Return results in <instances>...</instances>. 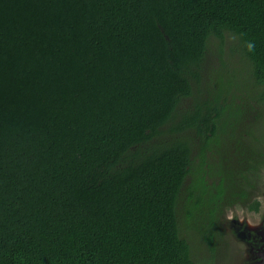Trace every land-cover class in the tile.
Wrapping results in <instances>:
<instances>
[{
	"label": "trees",
	"instance_id": "obj_1",
	"mask_svg": "<svg viewBox=\"0 0 264 264\" xmlns=\"http://www.w3.org/2000/svg\"><path fill=\"white\" fill-rule=\"evenodd\" d=\"M262 169L264 0H0V264H213Z\"/></svg>",
	"mask_w": 264,
	"mask_h": 264
},
{
	"label": "rangeland",
	"instance_id": "obj_2",
	"mask_svg": "<svg viewBox=\"0 0 264 264\" xmlns=\"http://www.w3.org/2000/svg\"><path fill=\"white\" fill-rule=\"evenodd\" d=\"M232 66L233 68L237 67L234 69H241L239 67L244 65L232 64ZM236 72L243 74L245 71L241 69V72ZM261 172V177L259 179L260 183L257 187V190L255 191V195L259 201H262V208H264V169H262ZM220 217L223 220L224 227L228 233L226 235L228 240L226 241L228 245L226 248L222 249L224 254L220 257L218 256L217 260H215L213 264H253L255 258H257L255 264H260L261 258H259L257 249L254 250V248L250 246L248 242L244 241L247 238V234L245 235L244 232L246 231L244 226L248 223L252 224L253 226L256 225L255 228L260 226L264 219V210H262L260 213H253L251 211H247L245 208L231 207L226 208L225 211L221 213ZM193 249L196 250L197 256H201L204 252V248L198 245V243L193 245Z\"/></svg>",
	"mask_w": 264,
	"mask_h": 264
},
{
	"label": "flooded vegetation",
	"instance_id": "obj_3",
	"mask_svg": "<svg viewBox=\"0 0 264 264\" xmlns=\"http://www.w3.org/2000/svg\"><path fill=\"white\" fill-rule=\"evenodd\" d=\"M262 210H264V208H262V201H261L260 210L257 212H254V211H251V212L260 213ZM247 211H249V210H247ZM255 226H253L252 224H249V223L244 226L246 229V231H244L245 235L247 234L246 235L247 238L244 241L248 242V244H250V246H252L254 248V250L257 249L258 254H259V258H261L260 264H264V219H263L262 224L260 226H257L256 228H255ZM239 230H240V228H239ZM226 238H227V236H226ZM238 239H240V238H238ZM252 247H251V250H252ZM253 259H254V256H253ZM256 259L257 258L254 259L253 264H255Z\"/></svg>",
	"mask_w": 264,
	"mask_h": 264
}]
</instances>
